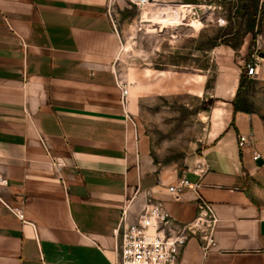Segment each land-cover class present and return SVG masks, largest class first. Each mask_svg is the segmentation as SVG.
I'll return each instance as SVG.
<instances>
[{"label": "crops", "instance_id": "0c3cea01", "mask_svg": "<svg viewBox=\"0 0 264 264\" xmlns=\"http://www.w3.org/2000/svg\"><path fill=\"white\" fill-rule=\"evenodd\" d=\"M113 1L0 0V264H115L116 230L148 199L170 215L171 233L201 202L212 210L214 245L190 236L177 264H264V157L257 165L252 145L237 146L252 133L251 119L234 114L240 75L230 99L213 101L197 154L182 168L155 163L121 103ZM182 178L191 185L177 191Z\"/></svg>", "mask_w": 264, "mask_h": 264}, {"label": "rangeland", "instance_id": "374dc122", "mask_svg": "<svg viewBox=\"0 0 264 264\" xmlns=\"http://www.w3.org/2000/svg\"><path fill=\"white\" fill-rule=\"evenodd\" d=\"M157 1L144 10L128 0L112 2L121 38L113 71L118 85L128 89V115L136 132L148 138L153 161L182 168L200 150L213 124V101L230 99V87L244 72L246 59L255 54L253 46L264 51V28L247 37L251 47L248 56L243 53V62L245 18L235 15L239 0H195L201 9L195 16L183 8V15L170 23L161 9L163 2L173 9L187 2ZM258 10L264 27V0H259ZM220 17L224 24L218 23ZM228 33L229 45H221ZM238 98L252 121V147L264 157L263 69L257 79L246 80Z\"/></svg>", "mask_w": 264, "mask_h": 264}, {"label": "built area", "instance_id": "2783aa9c", "mask_svg": "<svg viewBox=\"0 0 264 264\" xmlns=\"http://www.w3.org/2000/svg\"><path fill=\"white\" fill-rule=\"evenodd\" d=\"M132 6L139 10L148 7L154 8L157 5L155 0H128ZM188 9L189 5H182ZM193 15L196 11L201 10L200 6L195 5ZM192 10V9H191ZM112 27L117 33L116 23L112 18L111 9L108 11ZM219 24H224L223 19L218 18ZM264 70V56H252V59L245 63L244 72L250 79H257L259 70ZM120 88V96L122 105L128 103V89ZM251 134L238 135L237 146L243 148L252 145ZM42 147L46 148L43 138L39 139ZM261 155L254 151L252 154L253 161L260 159ZM57 166H61L57 163ZM3 182L0 176V184ZM191 183L188 179L182 178L176 188L190 187ZM174 187H169V191H173ZM22 218V216H19ZM216 223V219L209 205L204 202L200 204V213L193 221L179 226L176 233H171V217L164 210L162 205L148 199L146 207L138 217L135 223L125 225L124 220L121 221L115 235L119 236L118 251L119 257L115 264H177L180 251L190 236L196 233H203V241L205 249L214 245L212 237V229Z\"/></svg>", "mask_w": 264, "mask_h": 264}, {"label": "trees", "instance_id": "16d2710c", "mask_svg": "<svg viewBox=\"0 0 264 264\" xmlns=\"http://www.w3.org/2000/svg\"><path fill=\"white\" fill-rule=\"evenodd\" d=\"M189 2H194L195 0H186ZM258 3L259 0H239L236 3L235 7V15L236 17L245 18V30L243 32V36L245 34H252L253 37H255V29L261 24V17L259 16V10H258ZM229 33L225 34L221 45H229ZM234 49L236 46H232ZM249 77L246 75L245 72H243L240 76L239 86L236 92V96L233 103V109L234 114L235 113H247V111L241 106V101L239 100L240 91L243 88L244 83Z\"/></svg>", "mask_w": 264, "mask_h": 264}, {"label": "bare ground", "instance_id": "6f19581e", "mask_svg": "<svg viewBox=\"0 0 264 264\" xmlns=\"http://www.w3.org/2000/svg\"><path fill=\"white\" fill-rule=\"evenodd\" d=\"M161 7H162L161 9H163V11L165 12V15L167 16L166 18H167L168 22L169 21L170 22L175 21L176 18L180 17L184 13V10H183L184 6H181V5H179V6L176 5V8L173 9V7L171 5L164 2ZM146 14H147L146 10H145V12L143 11V15H144L143 18L148 17Z\"/></svg>", "mask_w": 264, "mask_h": 264}, {"label": "water", "instance_id": "95a60500", "mask_svg": "<svg viewBox=\"0 0 264 264\" xmlns=\"http://www.w3.org/2000/svg\"><path fill=\"white\" fill-rule=\"evenodd\" d=\"M259 56H260V57H263V54L260 53ZM256 164H257V165H262V164H263V160H262V159L257 160V161H256Z\"/></svg>", "mask_w": 264, "mask_h": 264}]
</instances>
